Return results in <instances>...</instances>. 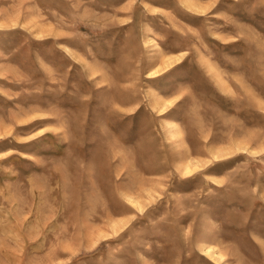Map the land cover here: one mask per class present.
Masks as SVG:
<instances>
[{
  "label": "rangeland",
  "instance_id": "rangeland-1",
  "mask_svg": "<svg viewBox=\"0 0 264 264\" xmlns=\"http://www.w3.org/2000/svg\"><path fill=\"white\" fill-rule=\"evenodd\" d=\"M0 264H264V0H0Z\"/></svg>",
  "mask_w": 264,
  "mask_h": 264
},
{
  "label": "bare ground",
  "instance_id": "bare-ground-1",
  "mask_svg": "<svg viewBox=\"0 0 264 264\" xmlns=\"http://www.w3.org/2000/svg\"><path fill=\"white\" fill-rule=\"evenodd\" d=\"M26 5V4H25ZM21 6V5H20ZM26 7V6H25ZM21 8V7H20ZM22 11V10H21ZM22 15V14H21ZM24 15V14H23ZM22 15V16H23ZM21 17V16H20ZM14 24V23H13ZM197 170V168L196 167H194V166H192V165H190V164H187V165H182V167L180 168V171L181 172H183V174L184 175H192L193 173H194V171H196ZM129 200V199H128ZM128 202V201H127ZM129 203L131 204V205H133L134 206V201H132V200H130L129 201ZM118 226V224H113L112 225V230H113V232H115L116 231V227ZM94 238V237H93ZM205 253H207L209 256H211L214 260H215V262H217V263H220L221 261H222V259L219 257L218 259L217 258H215L214 256H213V253H210V252H205Z\"/></svg>",
  "mask_w": 264,
  "mask_h": 264
}]
</instances>
